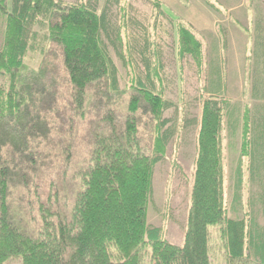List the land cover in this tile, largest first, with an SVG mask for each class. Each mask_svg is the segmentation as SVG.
<instances>
[{
  "label": "trees",
  "instance_id": "trees-1",
  "mask_svg": "<svg viewBox=\"0 0 264 264\" xmlns=\"http://www.w3.org/2000/svg\"><path fill=\"white\" fill-rule=\"evenodd\" d=\"M99 4L100 0L70 4L64 0H0L5 29L0 48V264L14 258L22 264H212V227H218L214 232L224 247L226 264H264V228L247 216L228 217L223 151L230 102L218 94L203 95L199 120L184 124L196 123L199 129L183 244H171L164 228L148 223L155 168L176 135L175 126L169 125L173 120L165 116L174 104L164 98L168 80L162 53H154L148 28L133 21L124 0H106L102 9ZM127 21L138 29L123 37ZM262 31L258 24L250 94L264 102ZM192 32L185 24L179 29L177 50L180 59L191 56L202 75L205 54ZM52 44L61 49L77 131L86 119L93 88L106 97L124 95L113 52L134 71L130 90L125 91L129 93L127 106L121 108L125 113L121 115L110 103L113 111L101 120L111 126L101 132L94 125L85 136L87 159L76 175H71L67 151L56 149L62 148L60 135L72 134L74 126L67 118L60 131L50 130L49 120L44 128L25 126L21 133L15 129L24 126V111L32 102L20 82L25 60ZM217 87L222 91L220 83ZM242 110L236 122L243 126V155L254 156L264 151V108L263 113L257 111L256 121L251 107ZM146 133L151 140L144 143ZM55 162L58 167L52 166ZM259 177L258 171L251 179ZM242 178L239 167L238 190ZM72 179L77 182L70 185L69 197H64L61 190ZM20 196L34 215L28 226L14 215L15 198Z\"/></svg>",
  "mask_w": 264,
  "mask_h": 264
},
{
  "label": "rangeland",
  "instance_id": "rangeland-1",
  "mask_svg": "<svg viewBox=\"0 0 264 264\" xmlns=\"http://www.w3.org/2000/svg\"><path fill=\"white\" fill-rule=\"evenodd\" d=\"M64 1L69 4L76 2ZM105 1L100 0L99 9L103 8ZM154 1H158L159 5ZM124 3L127 4V14H130L133 21L138 22L140 27L148 28L154 53L157 54L158 50L162 53L161 62L168 80L164 98L174 104L165 116L173 120L169 125L175 126L176 135L168 145L163 161L155 168L154 196L148 209V223L164 228L171 244H183L199 129L196 123L184 124L185 121L199 120L204 96L218 94L230 102L229 112H225L223 151L228 217L240 219L247 216L264 228V151H258L254 156L243 155V126L238 125L239 121L236 122L239 115L241 117L244 106L252 108L254 121L259 118L257 111L264 108V102L253 99L250 94L256 71L255 59L253 60L255 29L259 24L264 30V0H124ZM115 10L116 7L113 6L112 11ZM184 24L192 29L205 54V61L201 63V66L205 65L202 75L199 74L197 62L191 56H187L185 60L179 57V29ZM127 25L128 29L123 37L132 35L138 29L130 27L128 21ZM2 26L3 19L0 17V48L5 31ZM61 57V49L52 44L43 53L39 50L26 58L20 82L30 94L28 97H31L32 102L25 108L24 126L14 127L17 133H21L25 126L29 130L44 128L45 123L49 125L48 120L51 122L50 130H63L66 118L68 124L74 126L73 98L61 65ZM112 57L119 68V83L124 95L120 98L106 97L93 88L88 94L87 116L79 130H75L74 126L71 135H60L58 145L62 148L56 149L62 153L67 151L70 156L71 175H76L87 159L88 139L85 140V136L88 132L94 125L101 127V132L111 126L101 120L103 116L106 117L107 111L112 110L110 103L115 109H119L121 115L125 113L121 108L125 109L127 106L129 93L125 91L130 90L134 71L128 70L114 52ZM158 62L156 55V65ZM256 79L258 80V76ZM218 83L222 85V91L217 89ZM67 112L71 114L67 115ZM115 121L119 122L120 118ZM253 131L256 134L257 131ZM148 139L149 133H146L143 137L144 143ZM176 162L180 169L174 168ZM52 166L58 167L57 162L52 163ZM239 167L243 177L241 191L236 186ZM258 171L261 178L251 179L253 173ZM76 182L77 180H70L61 190V194L68 198L72 190L70 185H75ZM16 196L19 195L16 193ZM14 203V215L17 213L23 226H28L34 216L32 209L23 204L21 196L15 198ZM217 230L218 227L210 229L212 264H226L224 247L214 232ZM7 264L22 263L19 258H14Z\"/></svg>",
  "mask_w": 264,
  "mask_h": 264
},
{
  "label": "crops",
  "instance_id": "crops-1",
  "mask_svg": "<svg viewBox=\"0 0 264 264\" xmlns=\"http://www.w3.org/2000/svg\"><path fill=\"white\" fill-rule=\"evenodd\" d=\"M221 89L223 90V87Z\"/></svg>",
  "mask_w": 264,
  "mask_h": 264
}]
</instances>
